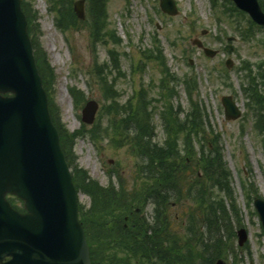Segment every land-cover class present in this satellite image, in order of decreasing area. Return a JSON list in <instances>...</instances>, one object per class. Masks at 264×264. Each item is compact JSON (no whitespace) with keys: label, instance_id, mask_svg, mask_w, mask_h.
Listing matches in <instances>:
<instances>
[{"label":"rangeland","instance_id":"1","mask_svg":"<svg viewBox=\"0 0 264 264\" xmlns=\"http://www.w3.org/2000/svg\"><path fill=\"white\" fill-rule=\"evenodd\" d=\"M56 1L61 0H31L33 8L37 10V24L40 29L38 40L46 52L49 65L54 69L53 101L59 107L65 129L72 132L80 128L81 108L87 99H95L99 104L95 121L82 128L85 133L80 131L76 137L70 136L69 141L73 155L77 156L78 165L86 169L102 186H108L111 181L119 184L115 202L113 195L101 196L97 198L100 206L112 211L109 216L112 214L118 216L121 211L118 205L120 203L122 205L126 200L123 197L124 190H134L135 198L142 177L137 172V182L133 184L135 164L137 162L140 164L141 161L130 151L132 136L130 132L125 133V127L121 124V116L125 117L128 114L119 115L107 109L108 106L103 104L101 85L98 86L96 83L95 80L98 79L93 71L96 70L98 62L103 64L108 60L111 63L115 59V56L111 57V53L117 51L120 59L118 69L123 72L113 82V88L120 90V102H125L128 97L133 98L128 106L134 111L140 101L139 97L142 96L141 87L148 89L149 96L161 95L158 91L159 70L145 65L139 58L140 49L151 46L153 35H157L163 44L170 69L181 78V83L174 87L176 91L171 102L174 111H177L179 106L180 111L184 110L179 114L180 119L187 111L189 100L184 88H190L182 84V77L185 73L191 76L195 74L196 84L191 81L187 86L196 85L197 91L194 88L193 94L198 92V101L206 107L210 124L215 131L221 133L222 156L231 170L229 182L238 216H231L232 228L226 237L223 235L224 240L229 242L223 244V254L218 258L224 260L225 264H264V235L252 205L255 197L264 198V145L261 142L264 136L253 128L256 127L255 117L244 105L246 96L240 85L242 81H246L248 71L251 76L258 74L257 63L264 60V31L254 26L251 29L248 17H239L231 13V6L224 0H175L178 10L176 15L163 13L159 8V0H100L108 16L106 15L104 28L98 34V20H95L94 11L96 6L85 0V18L77 20L75 16L76 21L65 25V30L61 32L55 24L58 11L53 8L57 5ZM68 1L72 8L75 0ZM59 6L60 4L57 5ZM109 26L115 27L117 35L123 39L118 47H113L111 41L103 43L109 40L104 36ZM92 31L96 32L97 38L101 36L94 49L91 47ZM195 38H199L204 46L218 50L216 55L207 57L202 49L192 44ZM171 41L174 43L176 41L173 47L169 46ZM190 59L192 63L189 62ZM227 59L232 63L230 67L225 63ZM246 60L249 61L252 70H241V65L244 62L245 66ZM70 86L80 87L85 93L84 100L79 97L80 104L76 107L67 91ZM258 89H261L260 85ZM224 95H231L242 108V116L239 119L232 121L224 119L220 101ZM161 104H165L162 97L160 109ZM151 120L155 126L153 139L162 142L165 133L160 126V114L153 113ZM118 132L125 137H117ZM113 136L116 139H113ZM195 145L197 152L199 145L196 143ZM78 201L85 206L91 203L90 196L83 192L79 193ZM142 201L138 203L136 199L135 202H131V206L137 207L138 213L148 221L152 220L156 208L163 210L160 204L154 209L144 197ZM114 203L117 204L111 209L110 206ZM128 203L130 200L126 204ZM175 203L176 206L171 208L169 214H176L178 218L179 224L176 227L178 233L173 234L169 244L178 242L183 247L180 235L183 236L185 229L181 225L184 222L182 207L184 202L177 199ZM223 203L225 210L230 211L231 204L226 199ZM100 216V213H92L102 239L108 235L111 225L103 226ZM173 226L175 228L176 225ZM212 226L216 235V228ZM241 226L246 228L249 236L247 244L239 247L237 231ZM225 248H229L233 259L230 254L226 256ZM103 249L107 257L106 247ZM234 253L237 256L233 257ZM120 255L125 253L118 254ZM199 261L198 264L209 262L204 253Z\"/></svg>","mask_w":264,"mask_h":264},{"label":"trees","instance_id":"2","mask_svg":"<svg viewBox=\"0 0 264 264\" xmlns=\"http://www.w3.org/2000/svg\"><path fill=\"white\" fill-rule=\"evenodd\" d=\"M56 2L60 6L56 5L53 8L58 11L55 24L63 31L65 25L76 21V17L69 5L70 1ZM89 2H92L94 7L96 6L94 11L95 20H98L99 34L106 24V9L100 0H89ZM21 5L28 20V32L31 36L43 85L47 91L50 113L60 134L61 147L71 164L75 160V156L69 138L70 136L76 137L80 131L69 133L62 124L59 107L53 101L54 69L49 65L46 52L38 40L40 29L37 24V12L29 0H22ZM91 36L94 45L101 39V36L96 37L94 31ZM104 36L109 39L103 42L104 44L111 41L114 47L119 46L122 42L114 27L109 26ZM151 42V47L140 50V56H144L141 62L159 70L161 77L158 82V91L161 95L152 97L148 95V91L144 92L141 89L142 96L139 97L140 101L134 111L131 108L118 110L119 107H122L119 103L120 91L113 88V82L122 75L123 71L118 69L119 55L116 50L111 53V57L115 56V59L109 63V67L103 68L105 64L103 66L98 64L93 73L98 79L95 80L96 83L98 86L101 85L102 98L108 106L107 109L123 113V115L128 114L125 117L121 116V122H123L121 124L125 126V133L131 132L133 124L131 152L142 161V175L145 177L143 179L144 187L137 194L138 202L139 198L144 197L147 198V201L154 203L155 207L158 204L162 205L163 210L160 211L156 208L154 219L151 222L144 220L141 216L134 215L129 227L124 229L123 224L120 223L122 218L109 216L112 211L104 209L97 201V198L101 196L113 195L115 202L116 190L112 186L107 188L97 186L96 182L89 180L84 171H80L84 182L87 183L82 182L86 185L81 183L79 186L81 185L83 190L93 198V205L89 210L81 209L82 212L80 210V218L94 244L99 245L100 242L105 241L108 242L106 244L114 248V251L108 253L107 257L97 258L96 261L101 264H198L199 259H202V253L206 254L209 260L205 264H213V261L223 254V244L229 242L224 238L232 228L231 216H238L229 182L231 173L222 156L223 147L219 133H216L210 126L207 112L199 107L197 101L194 100L193 87L188 86L190 89H187L190 107L181 120L178 118L179 114L174 111V106L171 103L176 91L174 88L177 85L176 75L171 73L167 67L159 38L154 35ZM104 71L106 73H103ZM263 71L260 70L258 74L252 76L249 72L247 87H245L251 95L254 105L259 104L262 108H264V91L259 94L256 87L264 79ZM68 91L75 106L80 104L79 97H82V101L84 100L85 94L79 88L70 86ZM161 97L165 104H161L162 109H159L158 112L161 116L165 137L162 142H158L153 139L155 126L152 123L151 115L160 108ZM257 114L255 126L258 132L264 136L263 109H258ZM117 137L124 138L125 136L118 133ZM113 139L116 137L113 136ZM195 141L200 145L198 153L195 150ZM123 197L130 200L134 195L129 196L128 193H125ZM14 199L13 203L16 205V198ZM177 199L184 202L182 207H184L185 220L182 226L185 229L183 236L180 235L183 247L178 242L173 245L169 244L173 234L178 233L173 229L169 219L173 216L169 214L171 202H176ZM225 199L231 204L230 211H228L230 213L225 210L223 203ZM116 204L114 203L110 208L114 209ZM120 207L125 212L132 210V207L127 204H122ZM92 213H100V221L103 226L111 225L108 235L103 236V239H101L97 225L93 221ZM212 225L216 228V235H214ZM97 233H99V239L95 237ZM119 247L132 254L134 260H130L127 256L118 257L116 251ZM230 247L232 248V245ZM229 248L224 249L226 256L231 254ZM235 256H237L236 253L233 254V257Z\"/></svg>","mask_w":264,"mask_h":264},{"label":"water","instance_id":"3","mask_svg":"<svg viewBox=\"0 0 264 264\" xmlns=\"http://www.w3.org/2000/svg\"><path fill=\"white\" fill-rule=\"evenodd\" d=\"M264 25L257 0H233ZM161 9L175 14L173 0ZM84 17V0L74 2ZM212 55L214 51L205 48ZM11 92V96H5ZM227 119L239 117L231 97L222 98ZM98 104L89 100L82 120L92 122ZM7 193L23 200L26 213L13 210ZM253 204L264 229V200ZM238 243L247 239L237 231ZM11 264H90L88 245L77 218L76 190L59 136L48 111L47 97L35 64L25 15L19 0H0V260ZM216 264H224L218 260Z\"/></svg>","mask_w":264,"mask_h":264},{"label":"flooded vegetation","instance_id":"4","mask_svg":"<svg viewBox=\"0 0 264 264\" xmlns=\"http://www.w3.org/2000/svg\"><path fill=\"white\" fill-rule=\"evenodd\" d=\"M126 219H127V216L125 217V220H126ZM123 228H124V229L127 228V224H126V223L123 224ZM8 260H9V257H5L4 259L1 260L0 264H4V263H6Z\"/></svg>","mask_w":264,"mask_h":264}]
</instances>
